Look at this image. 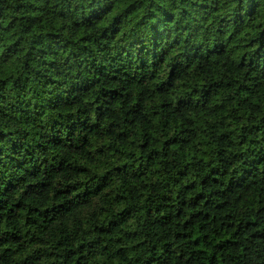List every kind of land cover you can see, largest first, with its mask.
Masks as SVG:
<instances>
[{
  "label": "clouds",
  "instance_id": "clouds-1",
  "mask_svg": "<svg viewBox=\"0 0 264 264\" xmlns=\"http://www.w3.org/2000/svg\"><path fill=\"white\" fill-rule=\"evenodd\" d=\"M0 264H264V0H0Z\"/></svg>",
  "mask_w": 264,
  "mask_h": 264
}]
</instances>
